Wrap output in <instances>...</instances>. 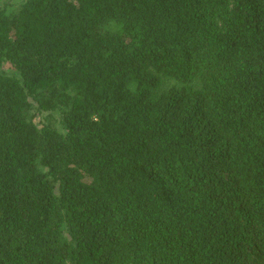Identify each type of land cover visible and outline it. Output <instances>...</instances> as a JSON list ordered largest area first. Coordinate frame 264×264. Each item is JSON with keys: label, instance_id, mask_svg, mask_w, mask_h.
Masks as SVG:
<instances>
[{"label": "trees", "instance_id": "obj_1", "mask_svg": "<svg viewBox=\"0 0 264 264\" xmlns=\"http://www.w3.org/2000/svg\"><path fill=\"white\" fill-rule=\"evenodd\" d=\"M0 264H264V0H3Z\"/></svg>", "mask_w": 264, "mask_h": 264}, {"label": "rangeland", "instance_id": "obj_2", "mask_svg": "<svg viewBox=\"0 0 264 264\" xmlns=\"http://www.w3.org/2000/svg\"><path fill=\"white\" fill-rule=\"evenodd\" d=\"M2 1L3 0H0V5H2ZM19 1V0H18ZM17 2V0H13V3H16ZM14 5V4H13ZM14 8H16V6L14 5L13 6V9ZM4 68H5V70H7L8 72H10V71H12V67L9 65V64H5L4 65Z\"/></svg>", "mask_w": 264, "mask_h": 264}]
</instances>
